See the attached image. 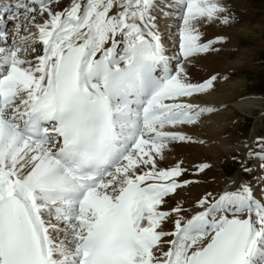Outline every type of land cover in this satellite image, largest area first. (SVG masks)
<instances>
[{
	"label": "snow or ice",
	"instance_id": "6c2138e0",
	"mask_svg": "<svg viewBox=\"0 0 264 264\" xmlns=\"http://www.w3.org/2000/svg\"><path fill=\"white\" fill-rule=\"evenodd\" d=\"M16 8L27 35L17 22L9 40L0 21V264H264V187L232 181L169 206L199 181L182 160L160 166L170 144H202L182 126L216 111L193 101L217 76L195 81L186 65L226 42L200 31L234 20L225 0ZM173 18L168 55L160 21ZM259 148L247 155L264 172Z\"/></svg>",
	"mask_w": 264,
	"mask_h": 264
},
{
	"label": "bare ground",
	"instance_id": "6f19581e",
	"mask_svg": "<svg viewBox=\"0 0 264 264\" xmlns=\"http://www.w3.org/2000/svg\"><path fill=\"white\" fill-rule=\"evenodd\" d=\"M68 0H63V4L67 5ZM230 4H241L246 3L248 6H250L247 3V0H231L229 2ZM229 5V4H228ZM249 11L252 12V9ZM251 12L247 14L246 16L252 17ZM170 20V19H168ZM10 24L8 25V34H9V40H11L12 32L14 30V25L18 22L21 25V35H27L23 31L25 26H28V21L25 19V14H21L16 17V19L9 20ZM171 21V20H170ZM175 22V19L173 20ZM172 22V23H173ZM247 23V22H244ZM22 24H25V26H22ZM164 22H160V29L164 27ZM171 26V25H170ZM174 27L167 28L169 32L166 34H162V42L164 43L165 48L168 50L171 49V46L174 45L175 41V32L172 31ZM238 31V30H237ZM241 33H246L245 31H241ZM236 35V34H235ZM230 45V46H229ZM227 47L230 48L229 51H227L228 48H226L225 52H220V54H205L203 57H200L201 59H205V68H201V64H194L193 66L190 64H187L186 67L188 69V72L190 76L192 77L195 73H197V76L192 77L193 80H203L208 78L209 76L215 74L217 76V80L214 82L215 86L212 91V97H210V102L215 103L217 106L215 114H211L208 117H211L213 119H219L220 121L224 120L223 123L219 125L217 129H208L200 127L198 123L193 126H182V130L193 137L194 140L200 141L199 139H205L206 142L209 140L210 142H213L210 146L208 144H201L199 145L197 143H182V142H176L169 145L170 150L166 151V159L161 162V165L165 164H172L177 159L182 160L184 162V166L189 168V174L188 178L198 180L199 183L195 184L193 186L188 187L187 189L178 190L177 193H175L173 196L168 198V205L174 206L176 203H181L182 207L191 208L192 204L195 199H197L200 195H202L205 191L217 193L220 190H222L226 184H231L232 181L236 182H243L241 178H247V175L238 168L233 174H230V176L226 178L224 175V171L221 173H214L216 168L218 167L217 164L222 159L229 158V156H238L237 154H240L241 156L244 155L246 144H239L238 138L227 135L229 132V127L231 124L228 122V120L232 117V115H235V110H232L230 113V109H228L227 112L220 111L223 107H228L227 103L234 102L236 98H238L241 95L246 94V87L244 86L243 80H237V79H228L230 75H228V72L231 70H237L240 68V66L243 67L244 63L242 59L244 57L236 56L231 50L233 46H238L239 41H232L230 42ZM37 49L39 50L40 46L37 45ZM254 49V48H253ZM235 57L233 61H226L227 58ZM227 64V65H226ZM241 67V68H242ZM249 70V69H248ZM227 77V78H225ZM225 79L222 80L221 79ZM221 81V82H220ZM220 82V83H219ZM203 95H199L196 100H194V103H198L200 106V102H202ZM208 96V95H207ZM202 97V98H201ZM204 97H206L204 95ZM207 99V98H205ZM206 103V102H205ZM244 104L242 107L241 105ZM251 104L250 102L242 101L240 104L237 105L238 109L241 111H246L251 113L254 109L248 106ZM240 105V106H239ZM255 112V111H254ZM208 117H205L204 115L200 118L199 121H204L205 119H208ZM256 129V127H255ZM253 131L252 134H256V131ZM256 136V135H255ZM253 137L254 135H251L248 139V143H253ZM240 138V137H239ZM241 142V141H240ZM233 145V146H232ZM246 153V152H245ZM243 157V156H242ZM241 158V157H240ZM245 158V157H244ZM243 163L247 162L246 160H242ZM200 162H206L211 165V167L207 170H205L202 174H194L191 169L195 164H198ZM247 164V163H246ZM209 178H214V182H216V185H213L207 181ZM261 181V178L259 179ZM246 182V181H244ZM191 213H184L185 218H189ZM166 229L171 231L172 225L171 223H168L166 225Z\"/></svg>",
	"mask_w": 264,
	"mask_h": 264
},
{
	"label": "rangeland",
	"instance_id": "374dc122",
	"mask_svg": "<svg viewBox=\"0 0 264 264\" xmlns=\"http://www.w3.org/2000/svg\"><path fill=\"white\" fill-rule=\"evenodd\" d=\"M230 1L231 0H225V2L229 4L228 6L230 9V13L232 16H234V20H232L228 26L220 25L218 23L201 26L200 31L202 33V41L205 42L208 39L215 38L216 36H224L227 38L226 42L222 45H216V47L220 49L219 52H210V54L215 55L220 54V52H225L230 42L239 41V45L233 46L231 50L234 54H236L235 57H244V59H242L244 65L243 67L240 66V68H238L237 70H231L230 72H228V75H230L228 79H237L240 81L243 80L244 86L246 87V91L244 92H246V94L239 96L234 102L227 103L228 107H223L220 109V111L227 112L228 109H230V111H228L230 113L232 110H235L236 114L232 115V117L228 120L231 126L229 127V132L226 136H237L236 138H238L237 140L239 144H247L245 149L246 153L244 152L245 156L242 155V157L240 154H237L238 156L231 155L229 156V158L222 159L218 162V167L216 168L214 173H221L224 171L223 173L226 176L225 179H227L230 174H233L238 168L243 171V166H247L251 168L252 171L250 173H246L243 171L247 175V178H241V180L243 182L246 181V183H249L254 188L258 189L260 187H264V185H261L259 183L260 178L261 180H264V172H262L257 167L260 161L258 159H250L247 155V151L249 149L253 151H259V142L264 139V0H247V3L250 6H248L246 3H242V5L232 3L230 4ZM250 9H252V12L249 11ZM250 12L252 17L248 18L246 15ZM162 21L164 22V27L160 29V35L169 32L167 28L172 26H174L172 31L175 32V25H173L170 20L161 19L160 22L162 23ZM22 26H25V24H22ZM241 31H245L246 33H241ZM174 47L176 48L175 45ZM229 49L230 48H228L227 51H229ZM204 55L205 54H198L197 56L192 58V62L189 64L192 66L194 64H201V68L206 69L204 63L205 59L200 58ZM235 57L227 58L226 61H233ZM195 76H197V73H195L192 77ZM222 80L225 79L223 78L221 79V81ZM211 95L212 92L211 94H206V97H204L203 95V98L201 97L202 102H200V104L202 106H210L216 109L217 106L215 105V103L210 102V97H212ZM242 101L250 102L251 104H249L248 106H250L254 110L249 113L246 111L243 112L238 109L237 105ZM243 105L244 104H242L241 107ZM215 112L216 111H214L213 114H215ZM211 114L212 113L206 114L205 117H208ZM223 122L224 120L220 121L219 119L208 117V119H205L204 121H199L198 125L200 127L202 126L205 129H208V127L210 129H217ZM254 129L256 131V134H252ZM251 135H254L253 143H248V139ZM199 140H202V144H208V146L213 144V142H210L209 140L207 141L208 143H204V141L206 142L205 139ZM198 144L201 145V143ZM242 160H246L247 162L243 163ZM169 165L170 164L168 163H164V165H161V167H167ZM207 181L213 185H216V182H214V178L208 177ZM179 204L182 205L181 203Z\"/></svg>",
	"mask_w": 264,
	"mask_h": 264
}]
</instances>
